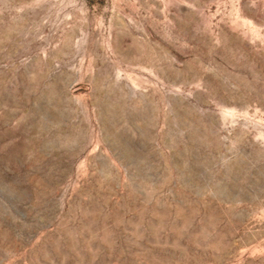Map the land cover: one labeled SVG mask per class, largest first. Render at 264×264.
<instances>
[{
	"label": "rangeland",
	"instance_id": "374dc122",
	"mask_svg": "<svg viewBox=\"0 0 264 264\" xmlns=\"http://www.w3.org/2000/svg\"><path fill=\"white\" fill-rule=\"evenodd\" d=\"M0 264H264V0H0Z\"/></svg>",
	"mask_w": 264,
	"mask_h": 264
}]
</instances>
